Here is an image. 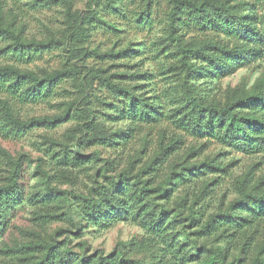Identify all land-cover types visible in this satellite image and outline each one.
I'll return each instance as SVG.
<instances>
[{
  "label": "rangeland",
  "instance_id": "obj_1",
  "mask_svg": "<svg viewBox=\"0 0 264 264\" xmlns=\"http://www.w3.org/2000/svg\"><path fill=\"white\" fill-rule=\"evenodd\" d=\"M113 1L111 4L106 0H0V25L9 28L28 47L25 52H14L10 47L15 37L0 38V67H12L29 81H33L30 75L42 79L58 70L66 72L63 80L53 83L44 99L31 98L23 81L0 87V186L10 185V176L18 171L16 186L21 189L19 202L10 208L0 205V264H35L45 253L42 246L51 242H56L62 251L70 249L74 255L99 256L122 251L131 260L171 264L169 241L156 238L158 234L146 231L130 219L117 220L106 228L87 223L88 216L79 198L88 197L97 183L105 182L98 172L103 173L106 160L117 161L114 167H109L110 175L116 177L123 173L134 178L141 173L146 178L142 171L148 165L159 167L152 172L158 177L157 183L168 176L186 177L177 189L167 185L171 194L166 206L174 207L184 190L190 193L189 204L203 196L197 207L203 205L204 220L226 211L247 193L259 198L264 195V150L249 153L218 140L195 139L173 124L172 114L185 103V96L184 71L176 68L179 56L169 54L176 51V43L169 38L172 26L169 0H151L149 14L144 12L148 0ZM240 1H245L244 11L239 0H230L235 12L246 15L245 10L254 4L253 26L264 34V0ZM181 33L182 45L194 47L197 53H202L204 44L217 39L227 45L223 46L226 55L237 60L225 61L215 69L204 66L201 59L194 57L197 53L191 56L189 61L197 68L196 77L190 80L194 93L221 104L234 97L246 98L251 105L246 107V113L264 121V40L247 38L249 44L239 49L244 41L234 45L222 33L204 36L192 30ZM130 51L136 52L129 54ZM100 71L120 77L140 71L138 83L143 86L136 92L151 91L159 97L163 122L137 131L124 150L84 144L83 153L99 155V160L79 174L78 182L57 181L55 175L60 166L57 161L81 137L78 123L90 115L89 109L113 131L123 133L117 137L129 133L128 121H111L107 116L109 107L105 101L119 108L124 104L112 88L100 83ZM124 82H129L126 83L129 86L135 83ZM170 95L179 102H171ZM6 115L21 122H35L20 131L10 126L11 122L4 128L8 122ZM65 116L64 120L57 119ZM240 137L243 138L242 134ZM175 147V154L160 161L162 150ZM40 161L42 168H38ZM157 162L161 165L156 166ZM44 173L54 178L47 183L42 179ZM38 215H44V221L38 220ZM183 223H189L187 218ZM192 226L188 228L194 231L196 225ZM262 231L264 242V222ZM151 236L155 237L154 242L147 243L146 238ZM213 242L208 240L207 247L211 248ZM196 260L186 256L187 264H197Z\"/></svg>",
  "mask_w": 264,
  "mask_h": 264
},
{
  "label": "trees",
  "instance_id": "obj_2",
  "mask_svg": "<svg viewBox=\"0 0 264 264\" xmlns=\"http://www.w3.org/2000/svg\"><path fill=\"white\" fill-rule=\"evenodd\" d=\"M106 1L114 3L113 0ZM149 2L151 0H148V5L144 9V12L148 14L151 10ZM169 2L172 4L170 11L172 26H170L169 38L176 43V51L169 54L179 56L180 63L176 68L184 71L185 96V103L179 105L172 114L173 124L195 139H205L206 137L218 140L237 146L249 153L264 150V121L246 113V107L250 108L251 106L248 99L234 97L221 104L201 98L194 93L195 90L190 80L196 77L197 68L189 59L197 53V50L194 47L182 45L183 34L181 33L182 30L183 32L196 31L203 33V36L222 33L234 45L244 41V44L239 48L244 49L249 44L247 38L264 40V34L253 26V20L256 18L255 5L250 4L245 10L246 15H241L235 12V5H231L230 0H169ZM238 4H243L240 8L244 11L242 7H246L245 1L243 3L239 0ZM92 13L96 14V12ZM9 35L15 37V43L10 47L11 50L21 53L28 49L9 28L0 25V38L6 39ZM223 46L227 45L220 40L210 41L203 45L201 49L203 55L197 53L194 57L201 59L207 68L215 69L225 61H237L226 55ZM239 49L234 50L239 52ZM130 52L129 54H132L136 51ZM82 56H85V53ZM100 72L98 77L100 83L112 88L124 104L119 108L115 107L113 102L105 101L104 104L109 107L107 116H110L111 121H128L130 123L129 133L126 136L117 137V134L123 133L113 131L105 120H101L94 110L89 109L90 115L79 120L78 123L77 129L80 131L81 137H77V141L73 143V149L64 153L57 161L60 164L55 175L57 181L78 182L79 174L99 160V155L83 153L82 146L84 144L124 150L132 135L138 134L143 128H149L150 125L153 127L163 122L162 102L159 97L151 91L136 92V89L143 86L138 83L140 71H130L122 74V77L113 73L107 74V71ZM12 74H15L16 77ZM65 74V71L58 70L42 79L30 75L33 81H29L25 74L12 67H0V87L23 81L28 95L34 100H39L47 97L53 83L63 80ZM124 80L135 83L129 86L127 85L129 82H124ZM170 96L171 102H179L172 95ZM65 118L66 116L57 119L61 121ZM6 119L8 122L4 128L11 122L10 126L17 128L18 131L22 128H29L31 123L35 122V120L21 122L9 115H6ZM240 134L243 138L240 137ZM176 149L177 147L164 152L162 150L159 153L160 161L167 160L169 155L175 154ZM116 162L113 159L106 160V165L102 168L103 173L98 172L99 176L104 177L105 182L97 183V186L90 190L88 197L79 198L80 206L88 216V224L93 223L106 228L117 220L130 219L146 231L158 234L156 238L162 237L165 238V241H169L171 264H177V260L180 264H187V255L197 259V264H264V242L261 241L262 223L264 222V195L259 198L253 197L252 193H247L239 202L231 204L226 211L211 214L204 220L203 205L197 207L198 202L203 200V196L194 198L189 204L190 193L184 190V194L179 197L174 207L166 206L169 204L168 199L171 194L167 185H173L177 189L178 186L185 183L186 177L178 175L172 178L168 176L164 181L157 183L158 177L155 175L156 173L152 174V172H155L159 167L153 168L150 165L142 171L147 174L146 178L142 177L141 173L134 178L123 173L116 177L109 173V167H114ZM41 164L40 161L38 168H42ZM160 165L157 162L156 166ZM17 175L18 171L15 176H10L12 181L10 185L0 186V205L10 208L21 200V189L16 186ZM52 178L54 175L47 173H44L42 177L47 183ZM47 189L52 191L50 187ZM158 199L162 201H158ZM242 203L243 205L238 206ZM185 209L188 211L186 216H184ZM170 213L172 214L170 215ZM43 216L38 215L36 218L44 221L45 217ZM186 218L188 224L183 223ZM191 225H196L194 231L189 230L188 227ZM178 226L181 228L178 229ZM194 233L198 235H193ZM200 239L204 241L198 243ZM154 240L155 237L152 236L146 238L147 243H153ZM208 240L214 241L211 243V248L207 247ZM180 243L183 244L176 248ZM42 247L45 248V253L35 264H149L145 260H131L122 251L108 255L87 256L84 254L74 255L70 253V249L62 251L56 242L46 243ZM186 247L189 251L184 252ZM180 251L182 254L179 253ZM65 253L67 255H64Z\"/></svg>",
  "mask_w": 264,
  "mask_h": 264
}]
</instances>
